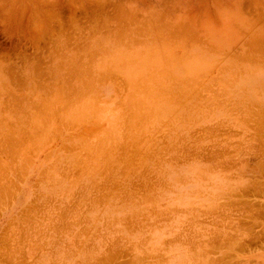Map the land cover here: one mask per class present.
<instances>
[{
  "label": "rangeland",
  "instance_id": "374dc122",
  "mask_svg": "<svg viewBox=\"0 0 264 264\" xmlns=\"http://www.w3.org/2000/svg\"><path fill=\"white\" fill-rule=\"evenodd\" d=\"M155 1L127 5L128 18L97 12L94 34L80 10L82 33L67 27L66 10L43 15L51 25L35 40L13 33V82L0 81V101L11 92L10 109H0V134L10 131L0 139V190L13 183L14 199L0 213V264H158L159 254L170 264H179V255L187 264H195L192 257L201 264H264V103L235 87L246 70L264 64L257 45L264 34L255 46L235 44L259 37L248 31L261 25L228 3L226 18L219 17V2L206 0H188L193 8L179 0L174 20ZM148 15L156 19L148 22ZM120 19L126 24L118 35ZM220 24L234 31L218 33ZM180 30L193 39H178ZM57 37L59 44L50 45ZM6 42L0 33L2 53ZM183 67L191 73L180 76ZM24 184L29 189L14 197V185Z\"/></svg>",
  "mask_w": 264,
  "mask_h": 264
},
{
  "label": "bare ground",
  "instance_id": "6f19581e",
  "mask_svg": "<svg viewBox=\"0 0 264 264\" xmlns=\"http://www.w3.org/2000/svg\"><path fill=\"white\" fill-rule=\"evenodd\" d=\"M23 1V0H22ZM145 1H147V0H145ZM150 1V0H149ZM153 1V0H152ZM157 1L159 2V4L157 3ZM178 1L179 0H156L155 2H154V4L156 5V7H157V5H159L160 6V8H162L164 11H165V13H166V11H167V7H169L168 8V12H170V16H171V19L173 18L174 20H175V17H177V10L179 9V11H181V9L178 7V4H180L181 5V2L180 3H178ZM185 2H183L182 3V7L183 8H186V7H188V8H193V4L192 3H189V1L188 0H184ZM192 1V0H191ZM212 1H215V0H212ZM220 1V0H219ZM225 1V0H224ZM227 1V3H229V4H232V5H234V6H236V7H238L239 9H242V10H244L245 8H248V10L250 9V7H253V6H250V3H248L249 1H251V0H247V5H246V7L243 9V7H244V2H245V0H226ZM253 1V0H252ZM136 2H140V0H28V1H26V2H22V3H20L19 2V0H13V3H11L9 0H0V33L1 34H3L6 38H7V42H6V45H5V48H4V50L5 51H3L4 53H2L1 51V48H0V54H1V56H0V80H3V79H7L9 82L10 81H12V76H13V58L11 57V55L9 54V52L12 50L13 51V33H14V35H16L17 36V34H19L20 33V37H21V39L22 40H35V37L33 36V35H35V34H39V33H41V31L43 30H46V28H48L49 27V25H51L50 24V22H48L45 18H43V15H45L46 13L48 14V13H52L53 11H58V10H66V12L68 13V16H74V14H76L75 12L76 11H78V10H80V12H88V14L86 15V17H88V20H86L87 22V25L89 26V28H91V29H89V30H93L94 28H93V26L95 27H97L98 25H97V23H100V22H98V18L97 17H101V15L99 14H97V12H105V13H103V14H105V15H109L108 16V18H106L107 20H112V19H117V17H119V16H122V15H124V17L125 18H128V15H127V17L125 16L126 15V11H125V9H127V5L129 6V4H133V3H136ZM142 2H144V1H142ZM206 2H207V0H206ZM216 2V4H213L214 6L215 5H217V2H218V0H216L215 1ZM254 2V13L256 14H258L257 15V17H256V20L254 21V25L256 26V25H258V24H260L261 25V27L263 26L264 27V1L263 0H254L253 1ZM67 3H69V4H67ZM73 3H75V4H73ZM149 3V2H148ZM153 3V2H152ZM157 3V4H156ZM200 3V2H199ZM201 3H202V1H201ZM211 3H214V2H211ZM143 4V3H142ZM142 4H140L141 6H142ZM220 4H221V2L218 4L219 6H220ZM223 4V3H222ZM137 5H138V3H137ZM146 5V4H145ZM197 5H199V4H197ZM141 6H139V7H141ZM159 6H158V8H159ZM201 6V5H200ZM199 6V7H200ZM203 6V5H202ZM132 7V6H131ZM130 7V8H131ZM143 7V6H142ZM141 7V8H142ZM198 7V6H197ZM198 7V8H199ZM207 7V6H206ZM205 7V8H206ZM216 7V6H215ZM157 8V10H159ZM208 8V7H207ZM217 8H218V6H217ZM221 8V7H220ZM136 9H138V8H136ZM143 9V8H142ZM145 9H148L147 7L145 8ZM252 9L253 8H251V11H252ZM161 10V9H160ZM159 10V11H160ZM163 10H162V12H163ZM203 10H206V13L208 12L207 11V9H203ZM246 10V9H245ZM135 11V10H134ZM136 11H138V10H136ZM140 11V10H139ZM189 11V10H188ZM192 11V10H191ZM190 11V12H191ZM200 11H202V9L200 10ZM80 12H79V16L81 15L80 14ZM82 12V13H83ZM153 13H150V14H154L155 12L154 11H152ZM157 12V11H156ZM186 12H187V10H186ZM186 12H184L183 14H185ZM196 12V11H195ZM205 12V11H204ZM130 13V12H129ZM135 13V12H134ZM159 13V12H158ZM158 13H155L154 15H156V14H158ZM161 13V12H160ZM179 13H181V12H179ZM194 13V12H193ZM243 13V12H242ZM248 13V12H247ZM59 14H61L60 12H59ZM162 14H164V13H162ZM168 14V13H167ZM199 14V13H198ZM203 14V12L201 13V15ZM209 14H210V12H209ZM215 14V13H214ZM244 14V13H243ZM83 15V14H82ZM98 15V16H97ZM105 15H104V17H105ZM143 15V14H142ZM147 15V14H146ZM164 15H166V14H164ZM192 14H190V16L189 17H194V16H191ZM194 15V14H193ZM204 15V14H203ZM216 15V14H215ZM238 15V14H237ZM245 16H246V14H244ZM248 15H252V13L251 14H248ZM58 16H61V15H58ZM129 16H130V14H129ZM143 16H145V15H143ZM152 16V15H151ZM151 16H147V18H146V20H148V18L149 17H151ZM156 16H158V15H156ZM155 16V17H156ZM159 16H163V15H159ZM158 16V17H159ZM169 16V17H170ZM217 16V15H216ZM216 16H214V17H216ZM256 15H254L253 17H255ZM259 16V17H258ZM57 16L55 15V18H56ZM80 17H82V16H80ZM123 17V16H122ZM146 17V16H145ZM144 17V18H145ZM153 17V16H152ZM152 17H151V21H153V19H152ZM155 17H153V18H155ZM179 17V16H178ZM204 17H205V15H204ZM208 17V16H207ZM249 17V16H248ZM52 18V17H51ZM54 18V17H53ZM60 18V17H59ZM57 19L58 21H59V23L57 24L58 26H59V30H61L60 28H62L63 26H64V24H63V26H62V24L60 23L61 21H60V19ZM70 18V17H69ZM73 18V17H72ZM161 18V17H160ZM166 18L167 17H165V20H166ZM198 19V22H199V17H197ZM210 18H212V16L210 17ZM251 18H252V16H251ZM71 19V18H70ZM74 19V18H73ZM77 19V22H78V18H75L74 19V21ZM80 19V18H79ZM103 18H101V20H102ZM106 19H104L103 21H106ZM138 19V18H137ZM156 19V18H155ZM154 19V20H155ZM159 19V18H158ZM192 19V18H191ZM204 19V18H203ZM209 19V18H208ZM217 19V18H216ZM82 19H80V21H81ZM136 20V19H135ZM134 20V21H135ZM144 20V19H143ZM160 20H162V19H160ZM164 20V21H165ZM186 20H187V18H186ZM197 20L195 21L196 22V24H197ZM253 20H254V18H253ZM71 21H72V19H71ZM74 21H72L73 23H74ZM117 21V20H116ZM157 21V20H156ZM156 21L154 22V23H156ZM169 21H171V20H169V18H168V21H166V24H167V22H169ZM210 21H212V20H210ZM52 22V21H51ZM76 22V23H77ZM110 23L109 24H111V26H112V24L113 23H111V21H109ZM113 22H114V20H113ZM121 22V23H120ZM120 22L119 21H117V23H116V25L118 26H116V27H114V29L116 30L117 29V32L118 31H120V30H118V28L119 29H123V27L125 26V20L124 19H120ZM128 22V21H127ZM141 22H142V19H141ZM148 22H149V20H148ZM189 22V21H188ZM203 22H205V24H206V21H204L203 20ZM54 23V22H53ZM72 23V24H73ZM81 23V22H80ZM85 23V24H86ZM101 23H102V21H101ZM106 22H104V24H105ZM108 23V22H107ZM128 23H130V22H128ZM153 22H152V24H154ZM170 23V22H169ZM168 23V24H169ZM173 23H174V21H173ZM210 23V22H209ZM208 22H207V24H209ZM238 23V22H237ZM248 23V22H247ZM84 24V25H85ZM103 24V23H102ZM131 24V23H130ZM133 24H134V22H133ZM136 24H137V20H136V23H135V25H134V27L136 26ZM148 24H151V23H148ZM158 21H157V26H158ZM162 24V23H161ZM206 24V25H207ZM240 24V23H239ZM242 24V23H241ZM69 25H70V22H69ZM73 25H75V24H73ZM80 25V24H79ZM79 25H76V26H79ZM106 25V24H105ZM108 25V24H107ZM160 25V24H159ZM164 25H165V23H164ZM172 26L173 27V24H169L168 26ZM203 25V24H202ZM66 26V25H65ZM128 24H127V26H126V28H128ZM130 26H132V24L130 25ZM154 26H156L155 24H154ZM163 26V25H162ZM175 27H177L176 25H174ZM180 26V25H179ZM192 26H193V21H192ZM252 26V25H251ZM68 27V26H67ZM72 27V26H71ZM74 27V26H73ZM72 27V28H73ZM81 27H84V26H81ZM95 27V28H96ZM113 27V26H112ZM121 27V28H120ZM137 27V26H136ZM142 27V26H141ZM140 27V28H141ZM184 27V26H183ZM191 27V26H190ZM203 27V26H202ZM262 27V28H263ZM51 28V27H50ZM76 28V27H75ZM84 28H86V26L84 27ZM97 28H99V27H97ZM126 28H125V31H126ZM143 28V27H142ZM147 28H148V26H147ZM167 28V27H166ZM169 29H170V27H168ZM167 28V30H169ZM174 28V27H173ZM53 29V28H52ZM64 29V28H63ZM79 32H83V31H80V30H83L82 28H80V26H79ZM78 29H77V31H78ZM113 29V28H112ZM130 29V28H129ZM136 29V28H135ZM139 28L137 27V30H138ZM162 29V28H161ZM160 29V30H161ZM178 29V27L176 28V30ZM180 29V28H179ZM181 29H182V27H181ZM194 29H196L195 28V26H194ZM193 29V30H194ZM202 29V28H201ZM264 29V28H263ZM54 30V29H53ZM85 31H84V33H89V30H88V27H87V30L86 29H84ZM94 30H96V29H94ZM94 30L92 31L93 32V34L96 32L97 33V31H95L94 32ZM100 30V29H99ZM101 30H103V29H101ZM132 30V29H131ZM136 30V31H137ZM147 30V29H146ZM150 30V29H149ZM163 30H164V28H163ZM172 30V29H171ZM171 30H169L170 32H171ZM173 30H175V28L173 29ZM175 30V32H178V31H176ZM183 30L185 31V28H183ZM188 30V29H187ZM192 30V31H193ZM198 30V29H197ZM69 31V30H68ZM113 31V30H112ZM123 31H124V29H123ZM123 31H120L121 33L123 32ZM140 31H142L141 29H140ZM145 31V30H144ZM165 31H166V29H165ZM168 31V32H169ZM183 31V32H184ZM200 31V30H199ZM203 31V30H202ZM202 31H200V32H202ZM32 32V33H31ZM130 32V31H129ZM128 32V33H129ZM135 32V31H134ZM139 32V31H138ZM153 32V31H152ZM180 33H178L179 35L177 36V38L180 36V35H185V33L183 34L182 32H181V30L179 31ZM194 32H195V30H194ZM198 32V31H197ZM196 32V33H197ZM200 32H198L199 33V35H200ZM204 32H206V31H204ZM242 32V31H241ZM55 33H57V32H55ZM73 33V32H72ZM75 33H76V31H75ZM83 33V34H84ZM109 33V32H108ZM115 33H116V31H115ZM114 33V34H115ZM136 33V32H135ZM143 33V32H142ZM147 33H150V31L149 32H147ZM173 33V32H172ZM182 33V34H181ZM188 33V32H187ZM187 33H186V37H188L189 38V35L187 36ZM190 33V32H189ZM195 33V34H196ZM248 33L250 34V33H254V32H252V30H250V31H248ZM42 34H43V32H42ZM44 34H47V33H45L44 32ZM51 34H53V32L51 33ZM58 34H60V33H58ZM62 34H65L64 32L62 33ZM90 35H92L91 34V32L89 33ZM102 34V33H101ZM105 34V33H104ZM124 34V33H123ZM126 34V33H125ZM134 34V33H133ZM140 34V33H139ZM163 34V33H162ZM167 34V32L165 33V35ZM244 34V33H243ZM255 34V36H257V34H258V32H255L254 33ZM40 35V34H39ZM49 35V38H50V34H48ZM47 35V36H48ZM66 35V34H65ZM97 35V34H96ZM100 35V34H99ZM112 35V34H111ZM118 35H119V32H118ZM127 35V34H126ZM135 35V38H136V34H134ZM143 35V34H142ZM150 35V34H149ZM156 35V34H155ZM194 35V34H193ZM192 35V36H193ZM263 35V34H262ZM262 35H260L259 34V37L257 36V37H255L254 38V36H251V37H246L247 39H245L244 40V36H243V38L241 39V41L239 42V43H242V45L244 44L245 45V43L248 45V44H252V42L256 39H258V38H261V36ZM55 36V35H54ZM53 36V37H54ZM61 36V35H60ZM67 36V35H66ZM65 36V37H66ZM79 36V35H78ZM81 36V35H80ZM85 36V35H84ZM89 36V35H88ZM95 35H93L92 37H94ZM106 36V35H105ZM121 36V38H122V35H120ZM124 36V35H123ZM128 36H130L129 34H128ZM184 36V38H186ZM191 35H190V37H192ZM195 36V35H194ZM200 36H202V41H204V40H207V39H204L203 38V35H200ZM205 36V35H204ZM264 36V35H263ZM262 36V37H263ZM15 37V36H14ZM18 37V36H17ZM64 37V36H63ZM64 37V38H65ZM74 37H75V34H74ZM90 38H91V36H89ZM88 37V38H89ZM102 37H103V34H102ZM109 37H110V33H109ZM125 37V36H124ZM123 37V38H124ZM138 37V36H137ZM140 37V36H139ZM153 37V36H152ZM170 37V36H169ZM19 38V37H18ZM37 38H39V37H37ZM52 38V37H51ZM58 38H60V37H57L56 39H54V40H52L51 39V42L49 41V44L51 45V44H53V45H55V47H56V43H57V41H58ZM71 38H73V35H72V37ZM80 38V39H79ZM79 38H77V41L75 40V39H72L73 41L75 40L76 42H78V40H81V38L82 37H79ZM85 39H88V38H86V37H84ZM104 38V37H103ZM112 37H110V39H111ZM127 38V37H126ZM173 38V37H172ZM194 38H196V37H194ZM264 38V37H263ZM67 39V38H66ZM85 39H83V41H85ZM101 39V38H100ZM109 39V41H111ZM116 38H114V40H115ZM128 39V38H127ZM130 39V38H129ZM128 39V40H129ZM132 39H134V38H132ZM137 39V38H136ZM157 39V38H156ZM155 39V40H156ZM168 39V38H167ZM179 39V38H178ZM180 39H183L182 37H180ZM193 39V38H192ZM192 39H188V40H192ZM198 39V38H197ZM196 39V40H197ZM39 40V39H38ZM94 40V39H93ZM113 40V41H114ZM118 40H120L119 39V37H118V39L116 40V41H118ZM128 40H127V42H128ZM135 40V39H134ZM155 40H154V42H155ZM172 40V39H171ZM184 40V44H186V42H187V39L185 40V39H183ZM183 40L181 41V40H178V41H181L182 43H183ZM195 40V41H196ZM200 40V39H199ZM19 41V40H18ZM63 41H66V40H64L63 39ZM122 39H121V44H122ZM133 41V40H132ZM167 41V40H166ZM177 41V40H176ZM186 41V42H185ZM201 41V42H202ZM258 41H259V44H258V42H257V45L259 46L261 43H262V45H263V42H264V40L261 38V39H258ZM37 42V41H36ZM35 41H34V44L36 43ZM59 42V41H58ZM80 42V41H79ZM82 42V41H81ZM80 42V43H81ZM89 42V41H88ZM153 42V41H152ZM153 42V43H154ZM169 43H170V41H168ZM190 42V41H189ZM197 42H199V41H197ZM204 42H207V41H204ZM30 43V42H29ZM38 43V42H37ZM67 43L68 42H66V45L65 46H67ZM73 43H75V42H73ZM85 43V42H84ZM99 43V42H98ZM97 43V44H98ZM105 43H107V42H105ZM114 43V42H113ZM112 43V44H113ZM120 43V42H119ZM133 43V42H132ZM140 43V42H139ZM158 43V42H157ZM175 43V42H174ZM191 43L192 44H194V42L193 41H191ZM196 43V42H195ZM1 44V43H0ZM59 43H57V45H58ZM89 44H90V42H89ZM95 44H96V41H95ZM120 44V46H122ZM187 44H190V43H187ZM197 44V43H196ZM200 44V43H199ZM204 44V43H203ZM254 44H255V41H254ZM254 44H252V45H254ZM25 45V44H24ZM98 45H101V44H98ZM117 45H118V43H117ZM125 45V44H124ZM202 45V44H201ZM246 45V46H247ZM261 45V46H262ZM36 46V45H35ZM38 46V45H37ZM47 46V45H46ZM72 46V45H71ZM70 46V47H71ZM79 46V45H78ZM89 46V45H88ZM87 46V47H88ZM186 46V45H185ZM206 46V45H205ZM255 46V45H254ZM30 47H33V46H31V43H30ZM72 47H74V46H72ZM85 47V46H84ZM189 47V46H188ZM263 47V46H262ZM35 49L37 48V47H34ZM33 48V49H34ZM59 48V47H58ZM66 49H67V47H65ZM79 48V47H78ZM113 48V47H112ZM111 48V49H112ZM200 48V47H199ZM211 48V47H210ZM248 48H249V46H248ZM253 48V47H252ZM257 49L259 48V47H256ZM40 49V48H39ZM55 49V48H54ZM66 49H64V51L66 50ZM88 49H90V46H89V48ZM87 49V50H88ZM216 49V48H215ZM220 49V48H219ZM32 50V49H31ZM57 50V49H56ZM59 50V49H58ZM63 49H61V51H62ZM71 50V49H70ZM72 50H74V49H72ZM81 50V49H80ZM211 50V49H210ZM221 50V49H220ZM250 50V49H249ZM252 50V49H251ZM262 50V49H261ZM68 51V50H67ZM102 51V50H101ZM209 51V50H208ZM225 51V50H224ZM55 52V51H54ZM74 52H76V51H74ZM92 52V51H91ZM95 52V51H94ZM187 52V51H186ZM246 52V51H245ZM250 52H252V51H250ZM263 52V51H262ZM13 53V52H12ZM56 53V52H55ZM60 53H64V52H60ZM77 53V52H76ZM75 53V54H76ZM79 53H80V51H79ZM78 53V54H79ZM82 53V52H81ZM85 53V52H84ZM84 53H82V54H84ZM87 53V52H86ZM88 53H90V52H88ZM96 53V52H95ZM102 53V52H101ZM104 53H105V50H104ZM154 53V52H153ZM247 53V52H246ZM245 53V54H246ZM261 53V52H260ZM259 53V55L257 56V57H260V55H262L263 56V53L262 54H260ZM41 54V53H40ZM91 54V53H90ZM94 53L92 52V55H93ZM98 53H96V55H97ZM110 54V53H109ZM257 54H258V52H257ZM63 55V54H62ZM235 56L237 55V54H234ZM240 55V54H239ZM46 56V55H45ZM56 56H58V57H60L59 55H58V53H57V55ZM55 56V58H57ZM82 56V55H81ZM84 56V55H83ZM85 56H86V54H85ZM84 56V57H85ZM98 56V55H97ZM186 56H188V55H186ZM238 56V55H237ZM237 56H236V58H237ZM245 56V55H244ZM248 56V55H247ZM251 56H254V54L252 53L251 54ZM31 57V56H30ZM43 57H44V55H43ZM51 57H52V55H51ZM84 57H81V58H83V60L85 59ZM232 57H233V55H232ZM239 57V56H238ZM25 58V57H24ZM47 58V57H46ZM54 58V57H53ZM54 58V59H55ZM62 58H64V57H62ZM79 58H80V56H79ZM87 58H89V56L88 57H86V61H87ZM94 58H95V56H94ZM231 58V57H230ZM242 58V57H241ZM254 58V57H253ZM261 58V57H260ZM187 59V58H186ZM232 59V58H231ZM233 59H234V57H233ZM240 59V58H239ZM261 59H263V58H261ZM29 60V59H28ZM56 60V59H55ZM82 60V59H81ZM244 59L242 58V61H243ZM250 60H252V58L251 59H249V61ZM254 60V59H253ZM34 61V60H33ZM89 61H90V59H89ZM241 61V62H242ZM248 61V62H249ZM53 62V61H52ZM61 62V59H60V61H59V63ZM76 62V61H75ZM90 62H93V61H90ZM254 62V61H253ZM261 61H259V63H260ZM64 63V62H63ZM66 63V62H65ZM243 63V62H242ZM244 63H245V61H244ZM257 63H258V61H257ZM33 64V63H32ZM58 64V63H57ZM55 65H56V63H55ZM68 68V67H67ZM185 67H183V69L181 70V73H183V74H190L191 73V70H189L188 68H185ZM66 68H64V70H65ZM57 70H59V69H57ZM62 70V69H61ZM69 70V69H68ZM61 73H62V71H61ZM66 74H68V71H66ZM84 74H86V73H84ZM62 76H63V74H62ZM5 77V78H4ZM64 77V76H63ZM63 79V78H62ZM13 82V81H12ZM10 84V83H9ZM8 91H10V89L8 90ZM8 93V92H7ZM7 97L11 100V92L10 93H8L7 94ZM9 99H8V101H9ZM13 100V99H12ZM8 101H4V102H7L8 103ZM13 103V102H12ZM2 104V103H1ZM11 104V103H10ZM5 108V107H4ZM10 109V108H9ZM6 110V109H5ZM5 112V111H4ZM9 126V125H8ZM35 130V129H34ZM8 132V131H7ZM9 134V133H8ZM10 135V134H9ZM7 136V135H6ZM5 136V137H6ZM8 137V136H7ZM1 139V138H0ZM7 142V141H6ZM9 152V151H8ZM10 153V152H9ZM18 154V153H17ZM17 154H15V155H17ZM9 155V154H8ZM13 155V154H12ZM14 157H16V156H14ZM17 158V157H16ZM13 160H14V158H13ZM12 160V161H13ZM2 162V161H1ZM16 162V161H15ZM13 163V162H12ZM1 165V164H0ZM5 168V167H4ZM17 170V169H16ZM3 171V170H2ZM12 171V170H11ZM7 172V171H6ZM24 173V172H23ZM5 175V174H4ZM2 176V175H1ZM6 176V175H5ZM5 176H4V179H6L5 178ZM9 179V178H8ZM22 180V179H21ZM20 180V181H21ZM1 181H2V179H1ZM5 182V181H4ZM5 183H7V182H5ZM4 183V184H5ZM2 184V183H1ZM11 184V183H10ZM13 184V183H12ZM12 184H11V188H12ZM3 185V184H2ZM25 187V186H24ZM1 188V187H0ZM14 188V187H13ZM17 189V188H16ZM22 189V188H21ZM1 190H2V188H1ZM5 190V189H4ZM6 190L7 191H9L8 190V188L6 187ZM4 191L5 193L7 192V191ZM15 190V189H14ZM1 192V191H0ZM3 192V193H4ZM2 193V192H1ZM0 193V194H1ZM3 193H2V197L4 198V195H3ZM4 193V194H5ZM7 194V196L8 197H6L7 198V200H8V198L10 197V195H8V194H12V193H10V191H9V193H6ZM1 197V196H0ZM1 197V198H2ZM12 197V196H11ZM1 198H0V200H1ZM10 199V198H9ZM4 200V199H3ZM6 200V199H5ZM12 200V199H11ZM35 201V200H34ZM8 202H9V200H8ZM1 203V202H0ZM10 203V202H9ZM8 203V204H9ZM1 205H2V203H1ZM29 208V207H28ZM45 208V207H44ZM0 210H2V208H0ZM4 211H7V209H5L4 208V210L2 211L3 213H2V215L1 216H5L6 215V213L7 212H4ZM38 212V211H37ZM5 214V215H4ZM42 215V214H41ZM45 216V215H44ZM41 217V216H40ZM40 217H38V218H40ZM28 224V223H27ZM10 225V224H9ZM29 225V224H28ZM31 225V224H30ZM25 227V226H24ZM53 227V226H52ZM34 228V227H33ZM51 229V228H50ZM6 230V229H5ZM29 230V229H28ZM23 230H21L20 232H22ZM15 232V231H14ZM16 237H17V235H16ZM20 238V237H19ZM25 238H27V237H25ZM1 239V238H0ZM16 239H18V238H16ZM21 240H22V238H20ZM19 239V240H20ZM24 239V238H23ZM234 239V238H233ZM3 240V239H2ZM4 240H6L5 238H4ZM8 241L9 242H12L13 240H12V236H9L8 237ZM2 242V241H1ZM13 243V242H12ZM19 243V242H18ZM20 245V244H19ZM231 245V244H230ZM235 245V244H234ZM6 246H7V244H6ZM9 246V245H8ZM7 246V247H8ZM11 246V245H10ZM237 246V245H236ZM7 247H5V248H7ZM12 248H14L13 246H12ZM11 248V249H12ZM2 249V248H1ZM4 249V248H3ZM5 251H9V250H6V249H4ZM14 250H15V248H14ZM18 250V249H17ZM3 251V250H2ZM11 251V250H10ZM1 252V251H0ZM12 253H15V252H13V251H11ZM4 254H6V252L4 253ZM7 254H8V252H7ZM21 254V253H20ZM170 254H173V253H170ZM178 254V253H177ZM180 254V253H179ZM2 255H3V252H2ZM11 255V254H10ZM10 255H8V257L10 256ZM182 255V254H181ZM225 255V254H224ZM224 255H222V257L224 256ZM4 256V255H3ZM12 256V255H11ZM157 256V255H156ZM156 256H154L155 257V259L157 260V263L158 264H170V260H171V258L170 257H168V255H167V258H164L163 256L164 255H158V257H156ZM170 256V255H169ZM177 257L176 258H178V255H176ZM201 256H203L202 254H201ZM227 256V255H226ZM13 257V256H12ZM153 257V258H154ZM172 258H173V256H171ZM175 257V256H174ZM230 257V256H229ZM233 256H231V258H232ZM176 258H173V259H176ZM179 258H180V260H179V264H187L188 263V260H189V258H187V259H185L184 258V256H182V257H180V255H179ZM192 258H194V262H195V264H201L203 261L201 260V259H199V257H192ZM235 258H237L236 256H235ZM20 259H22V258H20ZM221 259V258H220ZM219 259V261H221ZM224 259V258H223ZM247 258H245V260H246ZM6 260V259H5ZM9 260V259H8ZM8 260H6V261H8ZM211 260V259H210ZM228 260H229V258H228ZM233 260V259H232ZM241 260V259H240ZM240 260L239 261H237L236 263H234V264H239V263H241L240 262ZM243 260V259H242ZM241 260V261H242ZM248 260V259H247ZM246 260V261H247ZM181 261V262H180ZM217 261V260H216ZM227 261V260H226ZM213 262V261H212ZM234 262V261H233ZM232 262V263H233ZM264 262V261H263ZM155 263V262H154ZM213 263H215V262H213ZM223 263V262H222ZM221 263V264H222ZM227 263V262H226ZM229 263V262H228ZM248 263H249V261H248ZM11 264V263H10Z\"/></svg>",
  "mask_w": 264,
  "mask_h": 264
},
{
  "label": "crops",
  "instance_id": "0c3cea01",
  "mask_svg": "<svg viewBox=\"0 0 264 264\" xmlns=\"http://www.w3.org/2000/svg\"><path fill=\"white\" fill-rule=\"evenodd\" d=\"M24 2H26V1H28V0H23ZM22 0H19V2L20 3H22L23 2ZM207 1H212V0H207ZM216 1V0H215ZM249 1V0H248ZM254 1V0H253ZM252 0L251 1H249L248 3H250V6H253V7H250V9L248 10V8H245L246 7V5L248 4L247 3V0H245V2H244V7H243V9L244 10H242V9H239L238 7H236V6H234V5H232V4H229V10H232V9H235V10H237L238 9V11L240 10V11H246V13L247 14H251L252 13V15H247V16H245L244 14L243 15H241V16H243V17H247V18H249L252 22H254V20H253V18L256 20V17H257V13L255 14L254 13V2H253ZM264 1V0H263ZM218 2L220 3L221 2V4H220V6H219V10H222L223 9V12H224V14L222 15V14H219V17H222L223 16V18H226V13H225V11H226V3H227V1L225 0H218ZM222 2H223V4H222ZM222 6H223V8H222ZM221 7V8H220ZM251 8H253L252 9V11H251ZM254 15H256L255 17H253ZM81 16V15H80ZM79 16V14H74V16L72 15V16H68V19H69V22H70V25L69 24H66L67 26H74V27H76L77 29L79 28V26H80V28H81V24H82V22L80 21V19H81V17ZM228 16H233V15H228ZM234 16H237V15H234ZM249 16V17H248ZM251 16H252V18H251ZM72 19V21H74V19L75 18H78V22H77V19L74 21V23L71 21V19ZM74 19H73V18ZM259 17V16H258ZM80 18V19H79ZM77 22V23H76ZM81 22V23H80ZM75 24V25H73V24ZM51 24V23H50ZM80 24V25H79ZM76 25H79V26H76ZM258 25H260V24H258ZM257 25V26H258ZM66 27V26H65ZM252 27H255V26H252ZM263 27V26H262ZM261 26L255 31V32H258V34H264V27L262 28ZM227 28H229V27H226V24H220L219 26H218V33H227V32H233L230 28V30L229 31H227ZM76 29V30H77ZM81 31V30H80ZM254 32V33H255ZM32 33V32H31ZM78 33H81V32H79V29H78ZM235 44H242V43H235ZM247 44L245 43V45L243 44V46H246ZM248 45H250V44H248ZM262 45V43L259 45V46H261ZM263 48H264V42H263ZM177 74V73H176ZM178 75V74H177ZM188 74H185V75H180V76H187ZM226 76H228V75H226ZM13 77V76H12ZM5 78V77H4ZM6 81H8L7 79H5ZM1 81V80H0ZM11 82V81H10ZM10 85V84H9ZM224 87H228V83H223L222 84ZM235 87L237 88V89H239L238 90V92H240L241 90H243V88H244V92H243V96L244 97H248V98H250V100H252V101H255V102H260V103H264V64H263V66L262 67H257V68H255V69H248V70H246L245 71V73H243V75H241V79H239L238 81H237V83H235ZM237 89H236V91H237ZM241 89V90H240ZM9 90V89H8ZM9 92V91H8ZM112 93V92H111ZM111 93H109V97H108V99L107 100H105V103H104V105L105 104H107V103H109V99H110V96H111ZM97 97L100 99V102L103 104V99H102V95H100V96H98L97 95ZM8 97H6V100L5 101H8ZM1 100V99H0ZM2 103V104H1ZM10 103H11V100L9 99V101H8V103L7 102H1L0 101V109H1V111L3 110L2 108L3 107H5V108H10ZM6 112H8V111H5L4 113H6ZM98 112V111H97ZM2 113V112H1ZM1 113H0V130L2 129V126L3 125H5V118H2L1 117ZM98 113H100V112H98ZM7 114V113H6ZM8 130H10V128H9V126H8ZM10 131H8L7 132V134H2V136H1V134H0V138H2L3 136L5 137L6 135L9 137L10 135V133H9ZM9 133V134H8ZM6 136V138H8ZM23 183V181L21 180L20 181V184H22ZM12 184V183H11ZM11 184L10 185H8V190L10 191V193H12V194H8V195H10V199L8 198V200H9V202L10 203H12L13 202V184H12V188H11ZM17 189H15L14 190V197H15V195L16 194H18V193H20V191H22V192H24L25 190H28L29 189V187H28V185L27 184H24L23 186H22V189H21V187L19 186V185H14ZM25 186V187H24ZM19 187H20V189H19ZM6 190V189H5ZM5 190H3V191H1L2 193L5 191ZM7 191V190H6ZM9 191H7L6 193H9ZM0 192V193H1ZM28 192V191H27ZM2 193L0 194V196L2 197ZM5 193V192H4ZM3 193V195H4V198L2 197H0L1 198V200H0V202L2 203V205H1V203H0V208H2V210H0V213H1V211H3L4 210V208L5 209H7V206H8V200H7V198L6 197H8L7 196V194L5 193L4 194ZM28 198L26 199V200H28L30 197V191L28 192ZM12 196V197H11ZM4 199V200H3ZM6 199V200H5ZM12 199V200H11ZM25 200V201H26ZM24 203V201H20L19 200V202H14V205L12 206V208L11 209H13V208H15V207H17V206H19L20 204H23ZM9 203V204H10ZM1 217V216H0ZM156 243H154V245H155ZM160 255V254H159Z\"/></svg>",
  "mask_w": 264,
  "mask_h": 264
}]
</instances>
